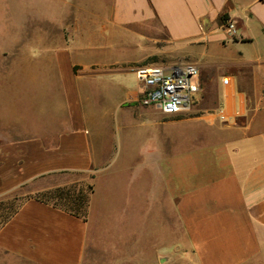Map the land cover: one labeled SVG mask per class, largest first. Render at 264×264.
<instances>
[{
	"label": "crops",
	"instance_id": "obj_1",
	"mask_svg": "<svg viewBox=\"0 0 264 264\" xmlns=\"http://www.w3.org/2000/svg\"><path fill=\"white\" fill-rule=\"evenodd\" d=\"M147 59L198 68L199 113L141 103ZM45 178L92 186L86 221ZM8 201L0 264H264V0H0Z\"/></svg>",
	"mask_w": 264,
	"mask_h": 264
},
{
	"label": "built area",
	"instance_id": "obj_2",
	"mask_svg": "<svg viewBox=\"0 0 264 264\" xmlns=\"http://www.w3.org/2000/svg\"><path fill=\"white\" fill-rule=\"evenodd\" d=\"M224 29L228 37L236 36L233 21H225ZM133 73L144 89L141 103L156 106L166 115L187 111L199 91V70L193 64L147 63L135 67Z\"/></svg>",
	"mask_w": 264,
	"mask_h": 264
},
{
	"label": "trees",
	"instance_id": "obj_3",
	"mask_svg": "<svg viewBox=\"0 0 264 264\" xmlns=\"http://www.w3.org/2000/svg\"><path fill=\"white\" fill-rule=\"evenodd\" d=\"M221 20L225 22L228 17L224 15ZM92 193L90 184L72 183L38 193L33 199L86 221Z\"/></svg>",
	"mask_w": 264,
	"mask_h": 264
},
{
	"label": "rangeland",
	"instance_id": "obj_4",
	"mask_svg": "<svg viewBox=\"0 0 264 264\" xmlns=\"http://www.w3.org/2000/svg\"><path fill=\"white\" fill-rule=\"evenodd\" d=\"M150 62L151 63H153V62L156 63L157 62L159 64V62L156 59H147V60L141 62L140 64H147V63H150ZM133 68H135V67H133ZM130 70L133 72V69H130ZM128 81H129L128 82L129 87H131L133 89H135L137 87L138 82H137V80H136V78L134 76L129 75L128 76ZM215 94H216V92H215ZM190 109H191V111H190ZM193 109H194V107L192 105V107H190L188 109V111H189L188 115L193 116V115H196L197 113H199V112H193V111H195ZM53 182H54V180L52 181V179H50V178L49 179H46V178L45 179H39V180L34 181L33 183H31V184L26 186V188H25V192H26L25 193V198L26 199L27 198H33L38 193H41V192L49 190V189H47V187L49 186L50 183H53ZM82 184H86V183H82ZM21 200H22V197L20 196V201ZM16 204H17L16 201H8V202H1L0 203V224H2V222H4L5 219L14 212V210L16 208Z\"/></svg>",
	"mask_w": 264,
	"mask_h": 264
}]
</instances>
